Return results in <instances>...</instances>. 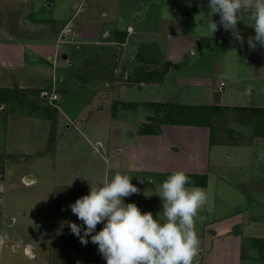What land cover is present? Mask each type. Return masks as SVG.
Here are the masks:
<instances>
[{
	"label": "crops",
	"instance_id": "0c3cea01",
	"mask_svg": "<svg viewBox=\"0 0 264 264\" xmlns=\"http://www.w3.org/2000/svg\"><path fill=\"white\" fill-rule=\"evenodd\" d=\"M0 3H2L0 6V68L19 72V88L41 90L40 96H46V89L55 88L53 83L58 80L59 71L66 70L69 77L65 76L63 79H70L68 82L70 85L67 87L76 88L74 83L78 85V88H83L81 89L84 96L82 101L87 107L90 106L83 115L87 125L85 131L89 134L90 129L99 127L105 128L108 134L105 146L100 138L93 140V137L86 135L84 129L72 134L70 136L72 140L63 139V133L59 131L61 134L59 138L63 140L58 139L55 151L61 155L64 150L71 149L76 154L72 155L73 161L62 155L58 157L60 163H57V169L66 168V170L74 171L69 172L68 175L74 176L77 173L81 177L76 180L58 182L55 186L53 238L47 261L44 259L45 256L40 257L34 252L35 249L30 243L24 245V254L29 256L32 264H106L98 252V246L91 242L90 237H87V245H83L79 238L71 233L67 222L80 224L82 228L84 226L82 221L72 214L69 205L75 203L79 197L89 194L90 185L101 183L106 175L111 178V173L112 176L116 172L126 174L137 186L151 183V173L165 174L183 171L189 174H202L196 164H193L196 166L192 168L191 150L192 145L199 140H203L204 145H207L209 131L205 132V129L208 130L206 127L187 125L173 126V131H170L166 125H160L158 134H141L138 131L140 128L131 130V126L122 123V120L127 119V112L135 113L137 106L133 108L122 106L123 108L113 113L111 105L108 108L102 107V110L99 107L114 102L129 103V100L138 104H145L148 101L164 103L165 101L158 96H154V99L146 96V83H160L163 89L172 85L193 86L197 84L196 79L203 80L199 81L202 83L198 85L211 84L215 67V44L211 42L215 38L207 35L197 37V35L184 33L182 20L162 19V0H0ZM44 6L50 10L59 6L62 8L60 11L62 13H54L49 19L43 17L26 19V10L29 9L36 14ZM22 17L23 19L20 20ZM11 20L15 24L26 21L28 29L25 31L30 35L33 33L40 35L45 29L47 33L43 32L42 36L36 39L37 41H28L30 40L28 38L27 41H22L16 37L18 36L16 33L9 30ZM248 22L249 20H243L238 23L240 32ZM65 28H69L70 32L65 33ZM201 37H205L206 41L199 46L198 39ZM216 40L219 41L220 38L217 36ZM195 44L197 49L192 48ZM64 48L68 49L64 50ZM187 53L192 56L188 63L184 62V55ZM28 54L30 58L26 59ZM236 55L239 59L246 61L245 66L250 74V77L248 76L247 79L244 77L243 80L250 82L255 79L262 80L247 86L244 91L249 94V99L257 95L261 97L260 90L264 87V46L257 44L255 49L250 51L246 49L244 53L237 52ZM202 59L205 60L204 65H202ZM167 63L170 65L162 79L152 82L143 79V72L160 71ZM199 63L202 67L194 69ZM201 71L205 77L200 75ZM123 72L131 75L130 81L126 84L120 77ZM186 72H189V75H183ZM48 77L50 82L47 81ZM232 81L237 80L234 78ZM136 85L138 92L129 93V90H133ZM83 90H86L87 96ZM262 91L264 92V88ZM262 98L264 99V95ZM224 99L223 102L213 104L264 108V100L259 104H253L242 97L233 96ZM65 120L69 128L72 118L65 117ZM136 120L141 123L146 122L138 118ZM78 137L83 138L84 143L90 146V155L99 162L83 157V152L86 154L88 147L77 142ZM259 138L263 139L262 137L256 139ZM256 139L253 143H257ZM176 142L180 144L181 151H177ZM96 146L99 148L98 151H95ZM83 147L87 148L82 150ZM257 149L260 150V147ZM252 152L258 160L254 162L251 178L255 188L250 194L253 195V199L256 196L260 199L259 203H263L264 187L261 186L264 185V160L257 157L256 150ZM77 154L84 158L83 166L77 167L73 164L74 161L77 162L75 157ZM86 160L90 161L88 166H86ZM159 180L161 178L156 177V181L161 183ZM26 182H32V180L28 178ZM244 192L249 191L244 189ZM130 202L137 204L141 209L142 204L138 194L125 198V203ZM250 215L252 219L253 217L262 218L264 222V214L252 212ZM223 219L224 226L219 225L222 227L220 229L226 233L225 236L210 242L208 248L204 250L206 252L204 257V252L199 249L194 264H264V227L257 228V233L248 236L254 237V240L247 245L248 241L244 240L246 237L230 234L231 227L234 228L235 225L243 224V222H234L235 218L231 215ZM250 222L246 225L250 226ZM102 228L103 224H98L96 231ZM2 245L3 242L0 239V252ZM39 246L43 247L40 244ZM11 248L13 249L14 246L11 245ZM0 264H2L1 258ZM10 264L17 263L10 262Z\"/></svg>",
	"mask_w": 264,
	"mask_h": 264
},
{
	"label": "rangeland",
	"instance_id": "374dc122",
	"mask_svg": "<svg viewBox=\"0 0 264 264\" xmlns=\"http://www.w3.org/2000/svg\"><path fill=\"white\" fill-rule=\"evenodd\" d=\"M208 3V0H162V19L182 20L184 33L197 35V37L207 35L215 38L214 41H210L215 44V67L212 83L198 85L202 83L199 81L203 80L196 79L195 83L197 84L193 86L172 85L164 89L160 83H146V96L152 97V99L154 96H158L162 101H165L164 103L178 101L179 103L213 104L223 102L224 98L226 100L233 96L248 99L253 104L263 102L264 99L261 97L264 95L262 91L264 87L260 90L261 97L257 95L249 99V94L245 92L246 87L254 83L257 84L259 80L255 79L251 82L243 80L244 77L247 79L250 74L247 66H245L246 61L239 59L236 55L237 52L244 53L246 49L252 50L247 43L249 37L255 36V31L250 26L252 22L245 15L244 20H249V22L242 27L241 32V28L239 29L237 25L239 33L244 38L243 46L235 39L232 31H225L222 25L218 24L219 30L212 35L206 27L210 18ZM1 5L2 3H0ZM60 11L62 8L59 6L51 10L44 6L36 14L29 9L26 10L25 17L28 20H33L36 17L49 19L54 13H62ZM22 19L23 17L20 18V20ZM212 19L219 22L220 18L217 14ZM10 27L9 30L16 33L18 35L16 37L22 41L28 39H30L28 41H37L36 39H39L43 32L47 33V29H45L41 31L40 35L35 33L30 35L25 31L28 29L26 28V21L15 24L11 20ZM217 36L220 38L219 41L216 40ZM192 48L197 49V44ZM66 49L68 48H64V50ZM29 56V54L26 55V59L30 58ZM190 57L192 56L189 53L184 55V62L188 63ZM204 64L205 60L202 59V65ZM202 65L199 63V65H195L197 67L194 69H200ZM181 71H183L182 67ZM59 72L58 80L53 83L55 88L46 89L47 98H45L43 97L45 95H38V89L19 88V72L0 68V85L2 86L0 87V94L6 98L5 100L0 99V239L3 242L0 258L2 264H10V262L32 264L29 256L23 251L26 243H30L35 249L34 252L40 257L45 256V261L49 257L48 250L53 238L52 228L55 216L53 199L55 186L58 182L76 180L81 177L77 173L74 176L68 175L69 172L74 171L66 170V168L57 169V163H60L58 157L60 158L62 155L73 161L72 155L76 154L73 150L67 149L64 150L63 154L58 155L55 151L58 139L72 140L70 137L72 134L84 129V133L93 137V140L100 138L105 146L107 144L108 134L105 128L94 127L92 130L90 129V135L85 131L87 125L83 115L90 109V106L87 107L82 101L84 96H82L81 89L83 88H78V85L73 83L76 88L69 89L67 86L70 85L68 83L70 79H63L69 74L62 69ZM200 73L202 77H205L202 71ZM183 75H189V72L183 73ZM200 75H198L199 79H201ZM120 77L126 84L130 81L131 75L123 72ZM59 78L61 79L59 80ZM234 78L237 81L233 82L232 79ZM220 80L226 84L223 91L217 89ZM47 81L50 82L49 77ZM137 90L138 86L136 85L133 90H129V93L135 94L138 92ZM83 91L86 92V90ZM104 91L107 92L108 90ZM52 94L55 96V100H58L56 104L54 101H49V96ZM114 103L115 111L123 108L121 104ZM125 103L127 104V102ZM110 105L112 107L113 104H103L99 109L108 108ZM106 111L109 112L107 109ZM134 112L128 111L127 119L122 120L126 126H131V130L139 129L145 125V123L138 122L136 118L147 122V118L154 119L155 116L159 117L164 114L161 106L143 103H137ZM123 116L125 117V114ZM65 117L72 118L69 128L65 124H68ZM239 117V113L234 111H223L214 120V135L211 141H208L206 146L203 140L192 145V168L197 165L201 173L208 176V185L199 187L206 192L207 203L200 210L195 224L200 239V251L203 252L215 238L225 236L226 233L220 229L222 227L219 224L224 226L222 224L223 218L229 215L235 218L234 222H243V224L235 225L234 228L231 227L230 234L246 237L244 240L248 241L247 245L253 243L254 240V237L248 236L257 233V228L264 227L262 218L253 217L252 219L250 217L252 212L259 215L264 214V201L259 203L260 199L256 196L253 199V195L250 194L255 188L251 178L254 162L258 160L252 150H256L257 157L264 160V139H256V136L251 135V129L238 122ZM167 128L173 131L174 127L167 126ZM60 130L63 133V139L59 138ZM207 131L205 129V132ZM255 139L257 143H253ZM77 142L88 147H83L82 150L87 148L86 154L83 152V157L99 162L94 159L93 155H90V146L84 143L83 138L78 137ZM175 145L177 151H181L180 144L176 142ZM256 146L260 147V150ZM95 149L98 151V146ZM55 156L56 158H54ZM75 157L77 162L74 161L73 164L77 167L83 166L84 158L80 154ZM89 162L86 160V166ZM150 176L152 178L151 183L136 186L140 190L138 195L142 204L141 211H151L156 218L157 214L162 211V200L158 194L162 180L166 175L151 173ZM155 176L161 178L159 180L161 183L156 181ZM28 178L32 182H26ZM244 189L249 192H244ZM159 218H162V212L159 214ZM250 220L252 221L250 222ZM248 222L251 223L250 226L246 225ZM11 245L14 246L13 249ZM204 255L206 252H204L203 257Z\"/></svg>",
	"mask_w": 264,
	"mask_h": 264
},
{
	"label": "clouds",
	"instance_id": "9594fccd",
	"mask_svg": "<svg viewBox=\"0 0 264 264\" xmlns=\"http://www.w3.org/2000/svg\"><path fill=\"white\" fill-rule=\"evenodd\" d=\"M208 9L206 27L212 35L222 25L243 46L237 25L246 15L255 31L248 38L249 48L264 46V0H209ZM217 14L219 22L212 19ZM190 184L183 171L168 175L158 194L162 211L154 218L151 211L142 212L137 204L125 203V198L140 192L130 176L120 172L111 178L106 175L101 183L90 185L89 194L69 205L84 227L71 221L68 227L83 245L90 237L106 264H194L200 249L196 218L207 203V194ZM98 224L103 228L97 232Z\"/></svg>",
	"mask_w": 264,
	"mask_h": 264
},
{
	"label": "trees",
	"instance_id": "16d2710c",
	"mask_svg": "<svg viewBox=\"0 0 264 264\" xmlns=\"http://www.w3.org/2000/svg\"><path fill=\"white\" fill-rule=\"evenodd\" d=\"M123 40V39H122ZM199 40V46H202L206 38L201 37ZM166 64L160 71H147L143 72V79L147 82L157 81L164 77L167 72L168 66ZM40 95L41 90H37ZM47 98V96H44ZM0 99L6 98L0 94ZM58 100H54L56 104ZM149 105H158L163 108L164 114L154 119H148L145 125L138 131L141 134H158L160 131V125H166L169 127L187 125L196 127H206L209 131V142L214 135V120L223 111H234L239 113L238 122L241 125H247L248 129H251V135L256 137H262L264 139V108L257 106H223L217 104H194V103H179L178 101H171L169 103L159 102H146ZM123 107L133 108L137 106V102L121 103ZM55 107V106H54ZM162 111V109H161ZM115 112V103L112 105V113ZM171 173H165V178ZM191 181L189 186L205 187L207 184L206 174H189L186 173ZM163 179V180H164ZM162 180V182H163Z\"/></svg>",
	"mask_w": 264,
	"mask_h": 264
},
{
	"label": "built area",
	"instance_id": "2783aa9c",
	"mask_svg": "<svg viewBox=\"0 0 264 264\" xmlns=\"http://www.w3.org/2000/svg\"><path fill=\"white\" fill-rule=\"evenodd\" d=\"M65 33H68L70 32V29L69 28H65ZM225 83L223 81H220L219 85L217 86V89L219 91H222L223 90V87H224ZM55 100V96H53V94L51 96H49V101H54Z\"/></svg>",
	"mask_w": 264,
	"mask_h": 264
}]
</instances>
